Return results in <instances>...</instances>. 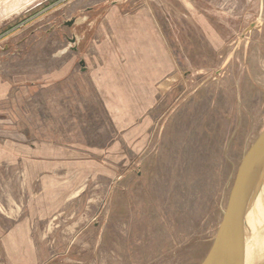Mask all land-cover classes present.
<instances>
[{
  "label": "rangeland",
  "instance_id": "rangeland-1",
  "mask_svg": "<svg viewBox=\"0 0 264 264\" xmlns=\"http://www.w3.org/2000/svg\"><path fill=\"white\" fill-rule=\"evenodd\" d=\"M263 129L264 0H0V261L201 264Z\"/></svg>",
  "mask_w": 264,
  "mask_h": 264
},
{
  "label": "water",
  "instance_id": "water-1",
  "mask_svg": "<svg viewBox=\"0 0 264 264\" xmlns=\"http://www.w3.org/2000/svg\"><path fill=\"white\" fill-rule=\"evenodd\" d=\"M73 22H68L71 25ZM83 66L84 62L80 61ZM264 177V129L239 162L226 210L215 239L201 264H228V246ZM264 264V261L261 262Z\"/></svg>",
  "mask_w": 264,
  "mask_h": 264
},
{
  "label": "bare ground",
  "instance_id": "bare-ground-1",
  "mask_svg": "<svg viewBox=\"0 0 264 264\" xmlns=\"http://www.w3.org/2000/svg\"><path fill=\"white\" fill-rule=\"evenodd\" d=\"M250 221V224L247 222ZM253 233L244 237L246 230ZM247 231V232H248ZM245 234V235H243ZM255 237V246H251V240ZM257 236L259 241H256ZM237 243L236 249L230 247L228 253V264H261L264 261V177L259 185L256 195L252 199L240 226L232 235L230 245ZM235 246V245H234ZM240 249H238V247ZM238 249V250H237Z\"/></svg>",
  "mask_w": 264,
  "mask_h": 264
},
{
  "label": "crops",
  "instance_id": "crops-1",
  "mask_svg": "<svg viewBox=\"0 0 264 264\" xmlns=\"http://www.w3.org/2000/svg\"><path fill=\"white\" fill-rule=\"evenodd\" d=\"M174 70L175 71L171 75H169L166 79L162 80L161 82H159L156 85V90L158 91V93H160V95L163 99L166 96H168L171 91L178 90V87L180 85V81H179L180 78H179L178 69H174ZM179 99L180 98H178L177 100H175L171 104H169V108L167 109V111H165L166 113L164 112L163 115L160 116V119L158 120V122L164 120L166 123V121H167L166 119H168L169 115L172 113L171 108L174 107L173 109H175L176 106L179 107V105L181 103ZM0 264H3V263L0 261Z\"/></svg>",
  "mask_w": 264,
  "mask_h": 264
}]
</instances>
